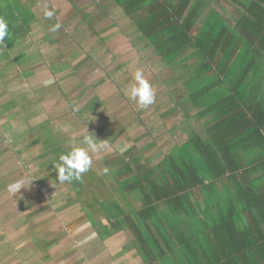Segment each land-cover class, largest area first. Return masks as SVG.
<instances>
[{"label": "trees", "instance_id": "16d2710c", "mask_svg": "<svg viewBox=\"0 0 264 264\" xmlns=\"http://www.w3.org/2000/svg\"><path fill=\"white\" fill-rule=\"evenodd\" d=\"M119 1L164 62L196 52L197 76L183 81L185 93L177 89L174 109L192 103L205 122L158 165L125 159L115 182L140 195L142 207L118 203L114 210L128 225L112 222L109 211L104 234L131 230L143 264H264V94L257 86L264 73V0H232L234 27L213 8L207 14L205 0ZM222 84L220 99L203 106ZM196 192L209 199L208 220L196 214L202 207ZM226 199L239 203L244 216L214 214Z\"/></svg>", "mask_w": 264, "mask_h": 264}, {"label": "rangeland", "instance_id": "374dc122", "mask_svg": "<svg viewBox=\"0 0 264 264\" xmlns=\"http://www.w3.org/2000/svg\"><path fill=\"white\" fill-rule=\"evenodd\" d=\"M88 1H92V5L87 8V12H91V18H93V15L96 13V18L101 19L102 23L101 25H96V27H99L97 29L94 28V23H90L92 19H87V24H85L83 20V23L80 26L84 29V31H86L87 34L82 33L81 30L78 32L79 34H77V36L80 38L79 44L81 42H83L82 44H86L87 50L93 54V57L94 54L99 57L97 54L98 52L100 53L99 47L101 43L99 42L102 39H105L103 44L108 46L109 49H117L118 56L117 58L115 57V59H117L121 64L129 65L126 72L121 71L119 78L117 77L114 80V85L118 84V88L115 90V93H112L106 99V94L104 92L111 86H114L111 84L112 77L105 76V74H100L98 72V68H103V65L99 62V60L98 62L102 66L99 65L100 67H94L96 64V59L94 60L91 58L86 63L88 67L96 71V73L92 75L91 78L86 77L85 79H81L77 85L78 88L75 87L74 89L70 90V92L64 98H58L57 96L53 97L45 94L46 99L43 100L42 109L37 111L36 108L30 107L28 108L27 113L21 111L20 115L16 116V121L23 119L26 116H29L30 118L33 117L31 119L34 120L38 118L37 116H39L40 118H38V121L36 122L38 124H35V128H37L39 125L42 126L45 123L44 129H46L48 132L52 130V133L55 131L59 134L56 135V138L60 142L57 143V145L51 144V147L54 146L55 151L59 150L57 147H62L63 145L68 144V141H70V144H74V146H76L80 144L85 135H91L95 133V130H93L95 128L93 126L92 128L89 127L92 124V122L90 123L89 121L93 120L91 117L87 116V124H82L84 123L82 122V117H84V114L81 112L84 108L83 106H85V104H87L96 93L102 95L103 98L106 99L105 103L109 106H106L105 104L104 107H102L103 110L94 113L92 117L95 118V124L100 125L103 122H105L104 124L108 123L109 125L107 130L109 129V131L105 130L106 134L103 132L102 135H98L97 133L92 135V137L96 139L97 143L103 145V147L98 152L90 153L93 161L91 169L88 172L82 174V183L80 185L76 184L77 180L71 181V184L68 182L59 183L58 174L51 173V171H49V174L47 173V177L54 178V183L47 185L46 188L41 182L42 180L40 181L41 183L39 182V187H41L42 191L44 190V194H47L48 196L47 200L39 202L32 208V210L28 211L27 209H22L21 207L17 206L19 201L16 198H20L22 194L17 195L14 198H10L8 194V186L10 185L9 181L10 178H14L12 175L15 172L20 178L24 176V172H29L30 175L33 174V172L36 170L33 166L37 162L36 159L40 158V153H42V156H44L43 152L45 141L41 143L38 141V139L35 140L38 135H35V138L31 136H25V138L23 137L22 139H19V141L21 140L18 143L20 149H17V147H9L7 144V149L5 151H0V220H5V226H2L3 229L0 227V240L6 239V242H9L12 240V238H14V234L18 236L17 239L30 235L27 240L28 244H31L29 239L31 238L33 240L36 236L41 240L47 239L50 245L45 244L41 246L39 243L37 248L34 246L33 250L29 249V247L27 248L31 253L30 256L33 255L34 252L37 253V251L39 252V255L43 254L42 257L39 258V264H65L64 260H60V256H62L64 254V250L68 248L71 251L69 258H77L76 261H71L72 264H95L97 260L103 256V254L108 256V253H111V255H113L116 250H120V248L122 249L120 245L122 242L127 240V235H129L127 234V230H122L124 233H126V235L120 234L116 237L119 242L117 248H112L109 251L107 249V243H103L106 239H104V237H106L104 232L107 231V229H105L106 227L104 226H109L110 221L107 218V213L109 211L107 209H105V211L101 209V203L99 204V202L106 201L107 199L117 201L116 204H108L109 208L112 210L108 214L110 215L111 221L114 217L117 221L120 220V226L123 228L128 225V219L125 218L126 215L122 216L118 210H114L117 208V204L122 203L128 209L130 205L132 206L131 203H133V206L135 205L138 207L141 206V203L135 201L131 196H127L126 193L128 192L124 191L125 185L115 182V176L110 173L115 174L117 170L121 169L129 157L130 159L141 158L140 163L146 165L150 163V166H155V164L162 161L174 147L185 143L188 136L194 135L195 133L192 122H195L197 113H192L190 115L189 122L188 119L186 120L184 117V114H186V109L191 107L188 105L189 103H185L183 106L179 105V107L174 109L176 107L178 95L177 88H179L180 82H186L188 79H190V77L195 79L197 76L196 74L198 70L196 67L195 69H193L194 67H189L190 62L188 61L191 57L188 59L185 57L184 59L186 60H183L182 56H177V58L168 61L166 60L165 63L167 64L166 66H168L166 67L161 63V57L156 56L155 53L157 52H155L156 50L152 47L153 44L150 43L148 37H145L144 33H142L140 29L135 26L133 19L125 14L122 9L123 4L121 1ZM173 1L176 2L177 0ZM205 1L208 5L206 11L207 14L209 8H215L217 11L223 14L224 17H226L225 19L227 21L233 16V14L236 15L234 9L232 8L234 3L232 0ZM7 4L8 2L3 1L2 7L3 9L7 10L8 20H11L12 18H15V15L13 14L15 11L12 13ZM92 8L94 9L93 13ZM20 13L21 11L18 10L16 16L20 17ZM83 15L84 17L89 18L86 14ZM23 17H25L26 20V14L23 15ZM43 20L47 22L48 19L44 18ZM200 25L201 23L199 22L197 25L198 28ZM230 25L233 27L235 26L233 22H230ZM48 26L51 27V25ZM14 29L16 33L15 37H18L17 32L19 30L16 24ZM52 32L54 33L55 31ZM58 32L59 31H56L55 33L58 34ZM196 33L197 31L194 34ZM127 38L131 40H128ZM44 40L45 38H43L42 41L40 40V43L44 44L43 47L46 46V42ZM59 44L62 46L64 41H59ZM79 44L76 46L78 47ZM79 47L81 49L83 48L82 45ZM103 50L104 49H102V51ZM86 53L88 55L87 51ZM192 62L194 63V61ZM195 63L199 65V61L195 60ZM138 68L143 70L145 77L154 85L156 91L155 103L147 108L139 106L135 102L131 101L127 95H125V92L135 83L134 73ZM19 74L22 75V73ZM19 74L16 73V77L22 78L19 76ZM27 79L28 78H24L25 81ZM118 80L119 82L117 83ZM35 81L36 79L32 83L33 86H36ZM206 81L207 79H202L203 83H206ZM260 83L261 85L259 86ZM192 86H196L194 82L192 83ZM198 86L196 87L198 88ZM257 86L258 90L261 89L264 94V73L263 76L257 80ZM53 88H37L35 93L40 95L38 92H47L49 90L55 93L60 92V90ZM182 91H184V89H182ZM225 91V89H220L208 94L205 99L206 101H202L203 106H205L207 101L210 102L209 99H212L211 101H216L218 97L223 95ZM28 93L33 95L31 89H29ZM187 97L188 96L185 98L187 99ZM31 109H33L35 112H38V115L34 116L31 114ZM191 116L193 117L191 118ZM21 123L22 122H17L16 124L19 126ZM16 124L15 128H13V124L7 123L6 120L4 124L3 120H0V130L4 125L3 132L1 133L0 131L1 139H10L13 141V134H16ZM23 124L24 126L21 128L24 129V133L30 131V124L26 125L24 122ZM79 124L84 125L83 127L86 128L82 133L79 132V134H77V130L74 128H77ZM112 128L117 130L121 129V132L116 134L118 132L116 130L115 134H113L110 132ZM200 130L201 128H199V131ZM38 133H40V131H38ZM110 134L113 135L111 136ZM55 151H53V153H55ZM45 154H51V149L47 148ZM36 168H39V171L40 169H44L42 166ZM54 168L55 166H52V172H55L53 171ZM105 168L108 169L107 174L104 173ZM14 179H16V177ZM21 181L25 182V180ZM130 181L132 180H129L128 182ZM65 184H67L69 188L74 187L73 185L76 184V189L74 190L73 188L69 191V188H67ZM106 184L111 186V189L114 193L110 189L108 190L103 188L106 186ZM29 186H31V183H28L27 181V183L24 184L20 190L25 191V195H33L35 187ZM24 187L29 189L27 190V188ZM199 197L201 196L199 195ZM25 198L26 196H24V200ZM41 199L42 198H40V200ZM96 201L98 202L97 206L94 205ZM88 210H92L93 214ZM10 213L16 216H13ZM86 213L91 220V225L101 233L103 242L102 239L95 236L94 230L92 228L91 231H89V224L88 226L84 224L85 221L83 216ZM93 217L95 218L96 222L99 224L101 223V225L96 226ZM15 219L17 223L14 222ZM10 220H13V222ZM32 223H34V225H32ZM30 227L33 228L32 233H28V228ZM78 227H81V229L85 232L77 233L76 229ZM81 234L85 236L80 237ZM79 241H84L85 247H83V245L81 246ZM74 243L79 249L78 257L76 249H74V251L71 250L74 247ZM124 245L138 249L139 242L137 245H134L133 243H130V241H127L124 243ZM5 252L6 251L1 248L0 264H29L23 263L22 261L20 262V260L15 261L13 256L7 260V258H5ZM53 253L57 258L51 257ZM82 258L85 259L84 263L79 262V260ZM126 260L129 261L131 259L127 258ZM98 264L100 263L98 262ZM129 264H133V262ZM139 264L142 263L139 262Z\"/></svg>", "mask_w": 264, "mask_h": 264}, {"label": "crops", "instance_id": "0c3cea01", "mask_svg": "<svg viewBox=\"0 0 264 264\" xmlns=\"http://www.w3.org/2000/svg\"><path fill=\"white\" fill-rule=\"evenodd\" d=\"M3 1L8 2L7 6L9 9H11L12 13L15 11V13H13L15 15V18L8 20L7 10L3 9L2 7ZM91 5H92V1H88V0H1L0 2V16L4 17L8 23V35L5 37L4 41L0 43V120L1 121L3 120L4 124H5V120L9 124H13L12 125L13 128H15V124L17 122H22L19 126L16 124V134L12 133L14 137L13 141H11L10 139L9 140L1 139V136H0V151L1 150L5 151L7 149V144L9 147H14V148L17 147V149H20L18 143L21 140L19 141V139H22L23 137L25 138V136H28V137L31 136L35 138V135H38V137L35 138V140L38 139V141H40L41 143L45 141L44 152H43L44 156H42V153H40L41 154L40 158L36 159L37 162L35 165H33L36 170L33 172V174L30 175L29 172H24V176L20 178L15 172L12 176H14V178L16 177V179L10 178V181H9V184H13V181L15 183L18 180L20 181L25 180L24 184H26L28 181V183L29 182L31 183L32 187H35L33 195L31 194L25 195L26 194L24 193L25 191H22V190H19L15 194L8 192L10 198H14L17 195L22 194L20 198H16L19 201L17 206L21 207L22 209H27L28 211L32 210V208L36 206L39 202H43L47 200V197H48L47 194H44V190L42 191L41 187H39L40 183L42 182L45 187L47 185L54 183L53 182L54 178L47 177V173L49 174V171H51V173L58 174V171L56 168H54L53 170L55 172H52V166H54L58 162L60 155L62 153L68 152L72 147H74V144H70V141H68V144L63 145L62 147H57L59 148V150L55 151L54 146L51 147V144L57 145V143L60 142L56 138V135H59L58 133H56L55 131L54 133H52V130L48 132L46 129H44L45 123L42 126L39 125L37 128H35V124H38L36 122L38 121V118H40L39 116H37L38 118L34 120L31 119L33 117L30 118L29 116L28 117L26 116L23 119H20L17 121H16V116L20 115L21 111H24L25 113H27V110L30 107L36 108L37 111L42 109L43 100L46 99L45 94L53 96V97L57 96L58 98H64L67 96L70 90L74 89L75 87L78 88L77 85L79 81H81V79H85L86 77L91 78V76L96 73V71L92 70L86 64L88 60H90L91 58H93L94 60L96 59L95 60L96 64L94 65V67H100L99 65L101 64L103 65V68H98V72L100 74H105V76L112 77L111 84L113 85L115 83L114 80L117 77L119 78L120 72L121 71L126 72V70L129 67L128 64L126 65L121 64L118 62L117 59H115V57L117 58L118 56V51L117 49L111 50V48L109 49L108 46H105L103 44L105 39H102L99 42L101 43L99 47L100 53L98 52L97 54L99 55V57H97L95 54L93 57V54H91V52L87 50L86 44H82L83 42L79 44L80 38L77 36V34H79L78 32L81 30L82 33L87 34L86 31H84V29L80 26L83 23L82 22L83 20L85 24H87V19L88 20L92 19L90 23L91 24L94 23V26H95L94 28H97V29L99 27H96V25L97 24L101 25L102 23L101 19L96 18L97 17L96 13L93 15V18H91L92 17V15H90L91 12H87V8ZM45 9H47L48 11H53L54 9L53 13L55 14H53L51 18H46L44 15ZM18 10L21 11V13L19 14L20 17L16 16L18 13ZM215 10L217 11V9ZM93 12H94V9L92 8V13ZM237 13L236 15L233 14V16L228 21L225 19L226 17H224L223 14L221 15L224 17L227 23L230 24V22H233L235 24V19L238 17ZM25 14H26V20H25V17H23V15ZM83 14H86L89 18L84 17ZM44 18L48 19L47 22L43 20ZM57 23L61 25L57 30H55V32L59 31L58 34H56L55 32L54 33L52 32L53 31L52 27L56 25ZM15 24L17 25L18 30H19L17 32L18 37H15V34H16L15 29H14ZM48 25H51V27H49ZM43 38H45L44 41L46 42L45 47H43L44 44L40 43V40L42 41ZM127 39L131 40L129 38ZM59 41H64V44L60 46ZM77 43L79 44V46L82 45L83 48L81 49L79 46L77 47L76 46L78 45ZM102 49L104 50L102 51ZM85 50L88 52V55ZM155 54L156 56H159L158 53H155ZM182 57H183V60H186L189 57H191L188 61L190 62L189 67L190 68L194 67L193 69H195L196 67V69L198 70L201 62L199 58L196 56V52L194 50L187 51L184 55H182ZM185 57L186 59H184ZM195 60L199 61V65L195 63ZM160 61L162 64L166 66L165 62L162 59ZM192 61H194V63ZM16 73L18 74L22 73V75L19 74V76L22 78H17ZM24 78H28V79L25 81ZM35 79H36L35 81L36 86H33L32 83ZM190 79L192 78L190 77ZM118 82L119 80L117 81V83ZM117 85L118 84L111 86L109 89H107L104 92L106 94V99L112 93H115V90L118 88ZM260 85L261 83L259 84V86ZM225 87H226L225 84H222L221 86L215 85L213 87L212 92L218 91L220 89H225ZM37 88H44V89L53 88L56 90H60V92L55 93L49 90L47 92L45 91L38 92L40 95H37L35 93V90H37ZM29 89H31V91L33 92V95L28 93ZM177 89L178 91L179 90L182 91V89H184V91L182 92L185 93L186 89L184 88L183 81L180 82L179 88ZM219 97L216 101L220 99ZM106 99H104L102 95H99L98 93H96L89 100V102L85 104V106H83L84 108L81 111L84 114V117H82V122L84 123L82 124H87L86 123L87 116L91 117L93 120L89 121L90 123L92 122V124L89 127L92 128L93 126L95 128L93 130H95V133H97L98 135H102L103 132H105V130L109 131V129L107 130L109 124L108 123L104 124L105 122L101 123L100 125L95 124V118H93L92 116L94 113H97L98 111L103 110L102 107H104V105L106 104L105 103ZM180 101H182V98L181 100L179 99V102ZM188 105L191 106L189 109L191 114L199 113V111L201 110V109L196 110L194 106L192 109V103H189ZM106 106H109V105L106 104ZM30 113L33 114L34 116L38 115V112L33 111V109L30 110ZM3 115H5L6 118ZM192 117L193 116H191V118ZM23 122L26 125L30 124V131H27L24 133V129L21 128L22 126H24ZM204 122H205V119L197 117L195 119V122L194 123L192 122L195 131L199 133L200 132L199 128L202 129ZM83 126L84 125L79 124L77 128H74L75 130H77V134H79V132L82 133L85 130L86 127H83ZM3 129H4V125L2 126V129L0 130L1 133L3 132ZM114 129L115 128H112V130L110 131L113 134H115L117 130V129L115 130ZM120 130L121 129H118L117 130L118 132L116 134H119V132H121ZM38 131H40V133H38ZM94 134H91L90 136ZM113 134H110V135L112 136ZM85 136H89V135H85ZM76 146H80V144ZM179 146H176V147H179ZM176 147H174L172 151L175 150ZM47 148L51 149L52 155L45 154ZM53 151H55V153H53ZM1 157H4V156H1ZM162 161H160L159 163L155 165L160 164ZM41 166L44 167V169L43 170L40 169L39 171V168H36V167H41ZM110 174H113V173H110ZM81 181L82 179L77 180L76 184L80 185L82 183ZM58 182L61 183L60 181ZM254 182H258V181H254ZM6 184L9 185L8 183ZM76 184H74L73 185L74 187H71V188H69L67 184L65 185L67 186V188H69V191H70V189H73V188L74 190L76 189L75 188ZM229 186L231 187V185ZM24 188H27V187H24ZM103 188H106L108 190L110 189L112 191L111 186L107 184ZM28 189L29 188H27V190ZM198 194L199 193H193V199L195 202L197 201L196 202L197 204L200 203L202 207L197 209L198 212H196V214H198V216L200 217L206 216L207 218L206 220H208L209 218L208 214L211 211L209 210L210 208L206 206V203L209 202V199L207 196H203L201 194H199L201 196L199 197ZM228 194L231 196L232 193H230L229 191ZM126 195L131 196L135 201L141 203V201L139 200L140 195H138L137 193L128 192L126 193ZM24 196H26L25 200H24ZM50 197L53 198L52 196ZM40 198L42 199L40 200ZM100 203H101L100 205L101 209H103L104 211L105 209H107L108 211L111 212V209L109 208L108 204L110 203L113 204L114 203L113 200L107 199L106 201L99 202V204ZM131 204L133 207V203ZM94 205L97 206L98 202L96 201ZM204 205H205V209H203ZM134 207H136V209H139L142 207V203L140 207L135 206V205ZM212 209H214L212 210V212L214 211V214H217L219 216H224V217L242 216V214L244 216L245 214L243 211V208L240 207L239 203L236 204L235 201H233V204H229V199H226V201H224L223 204H220V206H218L217 208H212ZM203 210L205 211L204 215H202V212H201ZM88 211L92 212L93 214L92 210H88ZM13 216H16V215H13ZM83 217L85 221L84 224H86L87 226L88 224L90 225L88 226L89 231H91V228H92L94 230L95 236L102 239L101 233L91 225V220L89 219V216L87 215V213ZM93 219L96 223V226L101 225V223L99 224L98 222H96L94 217ZM10 221L13 222V220H10ZM14 222H16V219L14 220ZM32 225H34V223H32ZM2 226L3 227L5 226V220L3 221L0 220V227L2 228ZM76 230H77V233L85 232L81 229V227H78ZM28 231H29L28 233L30 232L32 233L33 228L32 227L28 228ZM120 234L126 235V233H124L123 231H115L113 235H109V236L106 235V237H104V239L106 238L104 242L102 239L103 243H107L106 245L109 251L112 248L113 249L117 248V245L119 244V242H118V239H116V237ZM127 234H129L127 235L128 236L127 240L122 242L120 247H122V245H124V243L127 241H130V243L137 245L135 241L136 236L133 234V232L131 230H127ZM83 236L85 235L83 234L80 235V237H83ZM17 237L18 236L14 234V238H12L11 236L12 240L10 241L8 240L9 242H6V239L0 240V250L1 248H3L6 251L5 258H7L8 260L9 258L13 256L15 261L20 260V262L22 261L23 263L39 264L40 263L39 258H41L43 254L39 255V252L37 251L38 254L34 252V254L30 256L31 253L28 251L27 248L29 247V249L33 250L34 246L37 248L39 243L41 244V246L45 244L50 245L48 243V240L47 239L41 240L40 238H37L36 236L33 240L30 238L29 240L31 241V244H28L27 240H28V237H30V235L23 236L19 239H17ZM79 242L81 243V246L83 245V247H85L84 241H79ZM12 243H13V246H12ZM74 249H76L77 257H78L79 249L77 248L75 243H74V247L71 250L74 251ZM135 249H136L135 247H126V250H128V252L126 251L124 252V250L120 248V250H116L114 252L113 255H115V258H112L111 253L107 252L109 255L107 256L106 254H103V256L99 258L95 264H98V262L100 264H129L132 262L133 264H139V262L143 264V262L138 257V255L135 254L136 252ZM70 252L71 251L69 248L65 249L64 254L60 256L61 257L60 260L62 261L64 260L65 264H72L71 261L77 260V258L75 257H72L71 259L69 258ZM51 257H55V254L53 253ZM127 258L131 260L127 261L126 260ZM79 262L84 263L85 259L82 258L81 260H79Z\"/></svg>", "mask_w": 264, "mask_h": 264}, {"label": "clouds", "instance_id": "9594fccd", "mask_svg": "<svg viewBox=\"0 0 264 264\" xmlns=\"http://www.w3.org/2000/svg\"><path fill=\"white\" fill-rule=\"evenodd\" d=\"M52 11L45 9L46 18L53 16ZM60 27L57 23L52 27L55 31ZM8 35V23L4 17L0 16V43ZM135 83L125 92L128 98L141 107L147 108L155 103L156 91L154 85L145 77L142 69H137L134 73ZM103 145L97 143L92 136L83 137L80 146L72 147L68 152L62 153L58 162L54 165L58 171V179L61 183L71 182L73 180H81L82 174L88 172L92 167V156L90 152L95 153L101 150ZM108 169H104L107 174ZM24 181H17L8 186L10 193L15 194L22 186Z\"/></svg>", "mask_w": 264, "mask_h": 264}]
</instances>
